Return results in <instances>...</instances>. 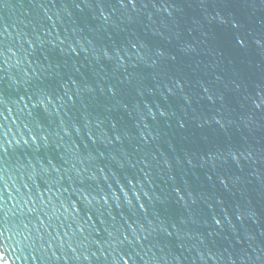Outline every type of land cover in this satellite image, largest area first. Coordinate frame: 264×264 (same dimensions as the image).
I'll return each mask as SVG.
<instances>
[{"label":"water","instance_id":"1","mask_svg":"<svg viewBox=\"0 0 264 264\" xmlns=\"http://www.w3.org/2000/svg\"><path fill=\"white\" fill-rule=\"evenodd\" d=\"M0 264H264V0H0Z\"/></svg>","mask_w":264,"mask_h":264}]
</instances>
